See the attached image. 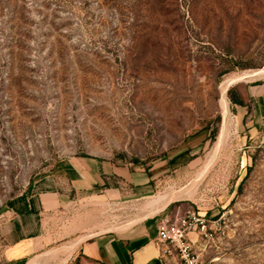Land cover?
Here are the masks:
<instances>
[{
	"label": "rangeland",
	"instance_id": "374dc122",
	"mask_svg": "<svg viewBox=\"0 0 264 264\" xmlns=\"http://www.w3.org/2000/svg\"><path fill=\"white\" fill-rule=\"evenodd\" d=\"M263 62L264 0H0V223L53 199L29 264H70L168 203L210 221L199 264H264V139L227 93L264 82ZM181 151L190 166L162 171ZM82 156L128 172L78 191L63 166Z\"/></svg>",
	"mask_w": 264,
	"mask_h": 264
},
{
	"label": "crops",
	"instance_id": "0c3cea01",
	"mask_svg": "<svg viewBox=\"0 0 264 264\" xmlns=\"http://www.w3.org/2000/svg\"><path fill=\"white\" fill-rule=\"evenodd\" d=\"M247 107L236 106L242 125L241 133L250 138L264 139V82L250 84L245 89ZM246 136V137H247ZM191 164L187 151L169 157L163 162L162 171L178 173ZM65 176L79 184L78 191L101 188L110 184L111 179L125 178V168L118 169L114 164L78 157L66 163ZM122 172H124L122 174ZM107 182V183H106ZM149 182V181H147ZM146 182V183H147ZM144 184V183H142ZM87 185V186H86ZM140 185V184H139ZM86 186V187H84ZM109 189V188H106ZM51 196L37 193L29 200L17 203L7 211L8 220L0 223V238L5 246L3 260L7 264H29L41 252L39 242L43 241L40 217L52 201ZM166 204L159 212L138 222L125 231H108L88 237L78 242L68 258L70 264H170L169 258L161 256V246L157 245V225L161 220H173L168 215ZM156 221L155 233L149 225Z\"/></svg>",
	"mask_w": 264,
	"mask_h": 264
},
{
	"label": "built area",
	"instance_id": "2783aa9c",
	"mask_svg": "<svg viewBox=\"0 0 264 264\" xmlns=\"http://www.w3.org/2000/svg\"><path fill=\"white\" fill-rule=\"evenodd\" d=\"M210 221L196 211L177 213L173 220L164 219L157 225V245L163 258H178L181 264H199L195 250L200 236L211 237Z\"/></svg>",
	"mask_w": 264,
	"mask_h": 264
},
{
	"label": "trees",
	"instance_id": "16d2710c",
	"mask_svg": "<svg viewBox=\"0 0 264 264\" xmlns=\"http://www.w3.org/2000/svg\"><path fill=\"white\" fill-rule=\"evenodd\" d=\"M264 63V62H263ZM249 68H255V67H247V66H243L241 67L242 70H246V69H249ZM229 72V71H228ZM262 81H256L254 82L253 84L254 85H259L261 84ZM228 97H229V100L231 102V104L233 105V107H236V106H240V107H247V109L250 111V108H251V103L250 101L248 102L247 101V98H246V95H245V91H243L240 86H235L231 89L228 90ZM250 136H247L246 137V140H250ZM82 157H87V156H82ZM242 185H240L241 187ZM102 189H106V188H109V185L108 184H105L101 187ZM199 215L205 217L204 215H202L201 213L197 212Z\"/></svg>",
	"mask_w": 264,
	"mask_h": 264
}]
</instances>
